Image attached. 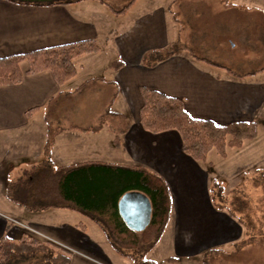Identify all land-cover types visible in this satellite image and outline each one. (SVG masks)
<instances>
[{
	"label": "crops",
	"instance_id": "1",
	"mask_svg": "<svg viewBox=\"0 0 264 264\" xmlns=\"http://www.w3.org/2000/svg\"><path fill=\"white\" fill-rule=\"evenodd\" d=\"M198 1L133 0L125 12L115 14L108 7L109 0H105L108 5L99 0H79L48 6L0 0V57L84 39H93L100 47L97 52L77 57L75 76L60 85L49 70L25 75V60L19 63L22 81L0 85V237L18 239L29 235L38 241L53 242L70 251V264H130L111 249L101 229L81 213L57 207L27 210L5 194L7 182L43 158L45 117L58 120L61 116L57 109H49V102L59 95L82 93L92 85L96 102L107 104L116 93L112 109L125 115L127 130L117 140L107 125L98 132L61 131L51 148L53 165L103 161L143 166L160 176L171 196V212L165 230L147 254L157 264L264 261L263 256L253 255L214 256L245 239L244 223L213 205L208 171L203 163L181 150L175 130L153 133L139 122L141 86L182 98L186 111L195 118L219 124L253 121L252 73L237 77L196 59L186 50L151 66L142 63L147 51L167 48L177 39L189 44L180 15L187 22H206L191 10ZM116 59L122 62L119 68L110 66ZM35 107L37 110L29 113ZM130 108L134 110L131 117ZM77 114H68L70 120L90 124L77 122L84 119ZM210 254L208 261L206 256Z\"/></svg>",
	"mask_w": 264,
	"mask_h": 264
},
{
	"label": "trees",
	"instance_id": "2",
	"mask_svg": "<svg viewBox=\"0 0 264 264\" xmlns=\"http://www.w3.org/2000/svg\"><path fill=\"white\" fill-rule=\"evenodd\" d=\"M7 1L19 5L48 6L79 0ZM99 1L106 3L104 0ZM132 1L129 0L120 9H114L107 3L106 5L113 13L120 14L129 8ZM261 40H264V34ZM99 49L95 40L84 39L0 57V85H12L22 81L24 74L20 71L19 63L24 60L28 64L25 75L49 70L60 85L75 76L77 57L97 52ZM182 50L188 51L198 60L222 67L237 77L254 74L235 73L221 63L196 56L179 39L167 48L145 52L142 63L151 66ZM121 64V60L116 59L110 66L119 68ZM259 71H264V65ZM99 78L106 81L103 77ZM140 93L142 103L138 117L142 127L153 133L175 130L180 137L181 150L195 161L205 162L211 150L225 158L230 148H239L244 141L257 136V123L254 121L219 124L191 116L180 97L168 96L144 86L140 87ZM115 95L116 93L107 104L104 103L95 122L87 125H79L70 120L68 109L60 104L63 102L53 104L63 96L72 95L64 94L53 98L48 104L49 109H57L61 116L59 115L58 120L48 114L45 117L43 158L37 164L22 170L14 180L7 182L5 194L10 201L27 210L57 207L77 211L92 220L101 229L111 249L127 258L130 264H157L147 254L161 237L170 217L171 196L165 181L143 166L103 161L54 166L50 157L55 137L64 130L98 132L103 125H107L117 140L118 135L127 130V119L124 114L112 109ZM36 110L35 107L29 113ZM128 191L142 192L150 202V221L141 231L130 228L118 210V200ZM211 202L217 208L223 209L222 204H215L212 199ZM228 213L234 216L232 211ZM249 239H244L240 244L247 243ZM0 264H70V251L50 241H38L29 235H22L18 239L3 235L0 237Z\"/></svg>",
	"mask_w": 264,
	"mask_h": 264
},
{
	"label": "rangeland",
	"instance_id": "3",
	"mask_svg": "<svg viewBox=\"0 0 264 264\" xmlns=\"http://www.w3.org/2000/svg\"><path fill=\"white\" fill-rule=\"evenodd\" d=\"M128 1L109 0V4L120 9ZM206 1L199 0L196 8H191L200 15L199 19H206V22H187L180 15L185 21L180 24L187 30V45L195 55L221 63L235 73H254L253 121L257 123L255 138L244 141L239 148H230L225 158L211 150L207 160L201 162L209 174L210 198L215 204H222L227 212L232 211L238 216L245 226L244 238H250L247 243L221 253L215 252L214 256L264 257V71H259L264 65V40H261L264 0H208V7ZM207 9L212 13L205 15ZM180 39L185 41L182 36ZM91 86L88 85L82 93L63 96L53 104L63 102L60 104L68 109V114L79 113L77 116L84 117L77 122L91 123L105 103L96 102ZM133 111L129 109L130 117ZM40 114L38 118L43 125V113ZM210 257L211 254L206 259L209 261ZM253 264H264V261Z\"/></svg>",
	"mask_w": 264,
	"mask_h": 264
},
{
	"label": "water",
	"instance_id": "4",
	"mask_svg": "<svg viewBox=\"0 0 264 264\" xmlns=\"http://www.w3.org/2000/svg\"><path fill=\"white\" fill-rule=\"evenodd\" d=\"M118 210L125 223L136 231L143 230L149 224L151 206L142 192L124 193L118 200Z\"/></svg>",
	"mask_w": 264,
	"mask_h": 264
}]
</instances>
